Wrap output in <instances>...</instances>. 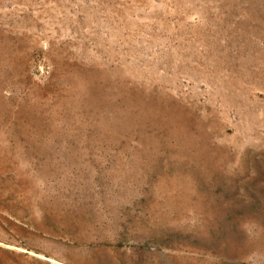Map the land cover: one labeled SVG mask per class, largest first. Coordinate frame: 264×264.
Instances as JSON below:
<instances>
[{"label": "rangeland", "instance_id": "obj_1", "mask_svg": "<svg viewBox=\"0 0 264 264\" xmlns=\"http://www.w3.org/2000/svg\"><path fill=\"white\" fill-rule=\"evenodd\" d=\"M264 264V0H0V264Z\"/></svg>", "mask_w": 264, "mask_h": 264}, {"label": "crops", "instance_id": "obj_2", "mask_svg": "<svg viewBox=\"0 0 264 264\" xmlns=\"http://www.w3.org/2000/svg\"><path fill=\"white\" fill-rule=\"evenodd\" d=\"M220 264H230V260L229 259L228 260H222L220 262Z\"/></svg>", "mask_w": 264, "mask_h": 264}]
</instances>
